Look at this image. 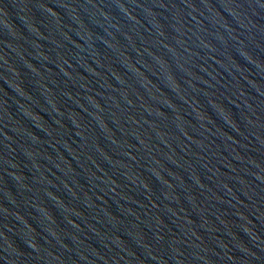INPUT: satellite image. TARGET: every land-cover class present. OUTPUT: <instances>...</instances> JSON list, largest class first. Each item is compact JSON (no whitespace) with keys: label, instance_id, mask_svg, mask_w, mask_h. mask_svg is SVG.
<instances>
[{"label":"water","instance_id":"obj_1","mask_svg":"<svg viewBox=\"0 0 264 264\" xmlns=\"http://www.w3.org/2000/svg\"><path fill=\"white\" fill-rule=\"evenodd\" d=\"M0 264H264V0H0Z\"/></svg>","mask_w":264,"mask_h":264}]
</instances>
